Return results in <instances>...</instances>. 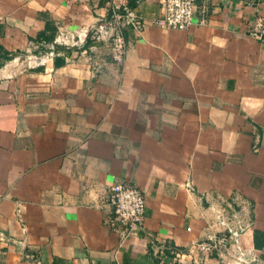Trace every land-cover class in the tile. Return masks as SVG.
<instances>
[{"label": "crops", "instance_id": "obj_1", "mask_svg": "<svg viewBox=\"0 0 264 264\" xmlns=\"http://www.w3.org/2000/svg\"><path fill=\"white\" fill-rule=\"evenodd\" d=\"M163 1L130 0L118 64L103 0H0V264H264V0H195L182 31ZM117 184L134 229L110 225Z\"/></svg>", "mask_w": 264, "mask_h": 264}, {"label": "built area", "instance_id": "obj_2", "mask_svg": "<svg viewBox=\"0 0 264 264\" xmlns=\"http://www.w3.org/2000/svg\"><path fill=\"white\" fill-rule=\"evenodd\" d=\"M82 3L90 0H69ZM108 8V18L105 23L95 28L96 39L109 45L113 62L121 64L126 54L124 31L130 27L138 29L139 19L129 9L130 0H103ZM195 0H164L163 15L153 20V23L163 28L186 30L194 19ZM248 36L258 41L264 40V17L256 16L252 27L247 32ZM28 59V65L37 64L38 61ZM30 63V64H29ZM108 206L111 208V227L117 225L131 230L143 222L145 218V200L142 192L134 187L124 184L112 186L108 197ZM230 234H234L230 232ZM227 237L225 234L215 238L211 242H202L197 245L203 255H211L219 247L225 246Z\"/></svg>", "mask_w": 264, "mask_h": 264}, {"label": "trees", "instance_id": "obj_3", "mask_svg": "<svg viewBox=\"0 0 264 264\" xmlns=\"http://www.w3.org/2000/svg\"><path fill=\"white\" fill-rule=\"evenodd\" d=\"M13 55H9L6 52H3V50L0 48V66L2 65L3 61H7L12 59ZM151 253L152 250H151ZM174 253H171L170 251H165L163 258H157V254L152 257L153 264H178L176 262H171V259H173ZM167 259V260H166Z\"/></svg>", "mask_w": 264, "mask_h": 264}, {"label": "rangeland", "instance_id": "obj_4", "mask_svg": "<svg viewBox=\"0 0 264 264\" xmlns=\"http://www.w3.org/2000/svg\"><path fill=\"white\" fill-rule=\"evenodd\" d=\"M226 235V237H227V242H226V244H225V246L224 247H222L221 249L222 250H225V249H228V247H229V242H231L232 240L230 239V237H229V234H225ZM220 248H218L216 251H214L211 255H213L212 257H214V256H216V254L218 255L219 254V251L221 250H219ZM163 254L162 253H158L157 254V258H163ZM199 256L200 257H204L202 254H201V252L199 251ZM175 258V257H174ZM231 259L234 261V264H251V262L250 261H247L246 259H243V258H237L236 256L235 257H231ZM167 260V259H166ZM174 262H176V263H178L177 262V260H174Z\"/></svg>", "mask_w": 264, "mask_h": 264}]
</instances>
